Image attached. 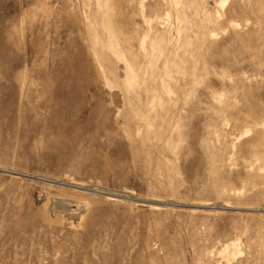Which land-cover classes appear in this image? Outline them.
<instances>
[{
	"label": "rangeland",
	"instance_id": "obj_1",
	"mask_svg": "<svg viewBox=\"0 0 264 264\" xmlns=\"http://www.w3.org/2000/svg\"><path fill=\"white\" fill-rule=\"evenodd\" d=\"M0 264H264V0H0Z\"/></svg>",
	"mask_w": 264,
	"mask_h": 264
}]
</instances>
